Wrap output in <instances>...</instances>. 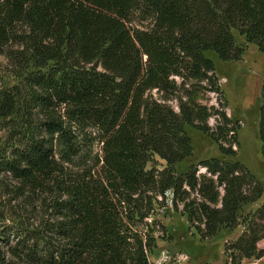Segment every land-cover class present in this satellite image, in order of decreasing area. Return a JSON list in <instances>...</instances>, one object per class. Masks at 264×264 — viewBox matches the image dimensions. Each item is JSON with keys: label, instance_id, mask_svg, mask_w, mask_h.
<instances>
[{"label": "trees", "instance_id": "16d2710c", "mask_svg": "<svg viewBox=\"0 0 264 264\" xmlns=\"http://www.w3.org/2000/svg\"><path fill=\"white\" fill-rule=\"evenodd\" d=\"M235 31L264 53V0H0V56L31 90L28 102L0 84V124L17 117V135L0 143V176L59 196L52 223L0 232L6 245L21 236L15 256L25 264H147L156 241L139 225L171 192L173 208L183 206L201 239L244 226L226 247L232 264L264 257V205L241 216L264 189L235 160L241 127L226 114L205 56L241 60ZM200 90L218 96V109L199 103ZM31 109L45 115L39 130ZM186 127L209 137L221 158L178 174L175 166L193 154ZM92 134L99 167L78 170ZM259 136L264 155V79ZM155 156L164 169L149 168Z\"/></svg>", "mask_w": 264, "mask_h": 264}, {"label": "rangeland", "instance_id": "374dc122", "mask_svg": "<svg viewBox=\"0 0 264 264\" xmlns=\"http://www.w3.org/2000/svg\"><path fill=\"white\" fill-rule=\"evenodd\" d=\"M234 36L237 45L245 49L241 60L222 61L212 51H207L205 56L215 64L219 85L228 103L225 110L226 114L234 122H239L241 127L238 132V156L235 160L245 165L264 189V155L259 136V109L264 79V53L260 52L255 44H247L245 37L238 32L235 31ZM11 49L13 48L9 47L6 50ZM15 71L11 61L4 55L0 56V84L3 91L10 94L21 93L28 101L31 90L25 81L26 75ZM248 81L256 82L255 94L250 102L246 97ZM178 82L181 81L178 80ZM200 92L199 103L207 107L215 106L218 109L217 101L219 100L216 94L204 90H200ZM151 95L156 100L161 97V94L156 91L152 92ZM169 105L175 111H178L177 101L171 100ZM219 109L222 111L221 108ZM31 112L34 115L31 123L33 126L35 125V129L39 130L38 126L45 120V115L34 109H31ZM14 121H17L16 116L0 124V143H5L12 137L14 138L15 134L17 135L16 132L12 131ZM209 125L216 126L215 118L209 120ZM186 132L192 139L193 154L190 158L175 166L178 174L185 171L190 165H198L206 159L221 158L216 144L209 137L190 127H186ZM94 138L95 135L92 134L91 140L86 141L82 156L76 160V169L82 170L92 167L97 169L99 167L97 162L102 155L101 145L96 140L91 144ZM228 160L235 161L233 159ZM166 166L164 160L155 156L149 168L154 167L162 170ZM200 173H205V170L201 169ZM58 198V194L52 188L41 192H33L21 187L7 173H2L0 176V232H11L14 231L15 227L37 231L44 225L52 223L54 215L51 208ZM263 205L264 193L258 202L246 206L241 216L244 217ZM147 223L148 226L146 227ZM139 230L143 234L154 237L156 246L153 256H158L162 251H168L172 257L178 258L182 264H232V260L226 255V247L238 240L244 226L241 224L232 231L224 230L212 238L201 239L197 231L191 227L186 214L183 213V206L178 204V210L173 208L171 193H168L165 204L156 205L154 215L139 225ZM10 237V245H6L4 240H0V264H25L23 256L17 257L13 254V252L19 254L18 250L14 248L21 236ZM258 248L264 250V240L258 243ZM228 253H231V251L229 250ZM242 264H264V257L261 259H245Z\"/></svg>", "mask_w": 264, "mask_h": 264}, {"label": "built area", "instance_id": "2783aa9c", "mask_svg": "<svg viewBox=\"0 0 264 264\" xmlns=\"http://www.w3.org/2000/svg\"><path fill=\"white\" fill-rule=\"evenodd\" d=\"M171 204H172V193H171ZM147 264H182V263L178 258L172 257L168 251H162L158 256L156 255L153 256L152 254H150L147 258Z\"/></svg>", "mask_w": 264, "mask_h": 264}, {"label": "bare ground", "instance_id": "6f19581e", "mask_svg": "<svg viewBox=\"0 0 264 264\" xmlns=\"http://www.w3.org/2000/svg\"><path fill=\"white\" fill-rule=\"evenodd\" d=\"M255 90H256V82L255 81H248L247 86H246V97H247L248 102H250V100L253 98V96L255 94ZM244 101H245V99H244Z\"/></svg>", "mask_w": 264, "mask_h": 264}]
</instances>
